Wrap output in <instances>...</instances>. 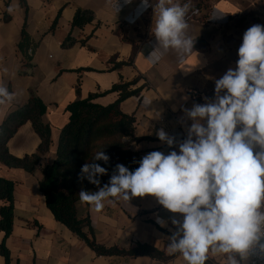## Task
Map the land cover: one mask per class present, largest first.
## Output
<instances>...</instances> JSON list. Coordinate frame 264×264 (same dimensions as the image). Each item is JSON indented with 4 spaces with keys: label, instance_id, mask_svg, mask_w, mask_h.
<instances>
[{
    "label": "crops",
    "instance_id": "crops-1",
    "mask_svg": "<svg viewBox=\"0 0 264 264\" xmlns=\"http://www.w3.org/2000/svg\"><path fill=\"white\" fill-rule=\"evenodd\" d=\"M148 2L145 8L142 0L129 4L118 0L115 13V0H0V83L16 94L10 104L0 105V126L12 110L27 103L33 90L47 105L43 120L51 129L49 151L33 173L0 163V178L15 184L14 226L6 240L10 264H186L179 255L168 261L98 256L55 220L39 190L42 169L55 161L61 130L69 120L66 107L90 94H102L96 100L101 105L112 104L118 94L109 91L116 84L137 80L134 88L144 87L139 96L120 106L136 120L134 138L144 139L136 152L142 157L152 151L179 154V144L192 123L184 110L215 98V81L237 66L244 32L256 24L264 26V0H190L192 7L201 5L188 16L193 55L180 63L169 52L153 65L146 58L157 46L152 32L157 0ZM78 10L92 11L95 20L72 31ZM25 21L31 43L36 45L31 70L24 67L19 49ZM70 34L77 42L66 48L63 44ZM160 129L175 138L171 147L159 140ZM40 143L27 123L9 141L8 150L13 157L23 158L35 154ZM77 217L90 220L92 233L88 228L85 232L101 246L131 249L147 244L166 256L169 237L177 230L171 221L183 220L182 214L170 212L150 195L133 197L128 203L120 200L115 206L106 203L100 213L78 203ZM157 218L166 221V226L161 227ZM0 264H6L1 256ZM207 264H223V260L212 258Z\"/></svg>",
    "mask_w": 264,
    "mask_h": 264
},
{
    "label": "clouds",
    "instance_id": "clouds-1",
    "mask_svg": "<svg viewBox=\"0 0 264 264\" xmlns=\"http://www.w3.org/2000/svg\"><path fill=\"white\" fill-rule=\"evenodd\" d=\"M142 6L149 7L148 0ZM153 7L157 46L146 59L155 65L174 52L183 63L193 55L188 16L197 10L190 0H157ZM238 57L236 68L215 81L213 100L184 110L192 123L179 154L152 151L135 171L117 164L108 184L79 192L80 203L100 213L106 203L155 197L165 209L183 215L182 222L171 221L177 230L169 237L167 254L179 255L186 264H207L212 258L246 264L256 252L264 258V26L244 32ZM15 95L0 83V105L10 104ZM156 134L170 147L175 143L163 129ZM97 160L107 163L109 156L96 152L81 172L99 186L98 177L107 169ZM157 222L166 226L160 218Z\"/></svg>",
    "mask_w": 264,
    "mask_h": 264
},
{
    "label": "trees",
    "instance_id": "trees-1",
    "mask_svg": "<svg viewBox=\"0 0 264 264\" xmlns=\"http://www.w3.org/2000/svg\"><path fill=\"white\" fill-rule=\"evenodd\" d=\"M25 5V3H24ZM200 9L201 5L193 7ZM95 20L90 10H78L71 23L72 31L83 29ZM27 23L23 24L22 41L19 45L24 55V67L33 69L32 55L29 50L36 45L26 31ZM52 26V30L54 29ZM199 40L195 41L196 43ZM71 34L66 38L63 46L66 48L76 44ZM85 45V42H81ZM137 80L131 83L114 85L109 93H117V100L109 105H101L96 100L102 94H90L85 99H78L66 107L69 120L60 133L56 159L51 165L42 169V179L39 190L46 199L48 209L55 220L68 228L80 240L84 241L98 256H148L157 261H168L174 256H166L158 249L147 245L137 244L131 249L117 247L106 248L99 245L94 238H89L85 229L91 230L89 219H78L77 204L81 190L95 192L99 187L109 183L117 164H123L130 171L139 167L140 156L135 147L144 139L134 138L136 120L134 116L124 114L120 108L122 102L134 96H139L143 86L134 88ZM79 94V91L77 90ZM47 112V105L31 90L27 103L12 110L0 126V163L8 168L23 169L33 173L40 165L41 158L49 151L51 145V129L43 117ZM30 123L39 136L41 143L38 151L23 158L13 157L8 150V143L24 124ZM103 151L109 156V161L97 160L95 163L107 169V174L99 176L100 185H94L82 174L85 163L92 162L96 152ZM14 182L0 178V256L10 264V252L6 247V240L10 237L14 226Z\"/></svg>",
    "mask_w": 264,
    "mask_h": 264
},
{
    "label": "built area",
    "instance_id": "built-area-1",
    "mask_svg": "<svg viewBox=\"0 0 264 264\" xmlns=\"http://www.w3.org/2000/svg\"><path fill=\"white\" fill-rule=\"evenodd\" d=\"M32 50H29V55H32ZM249 264H264V258H261L258 252L253 253L248 258Z\"/></svg>",
    "mask_w": 264,
    "mask_h": 264
}]
</instances>
